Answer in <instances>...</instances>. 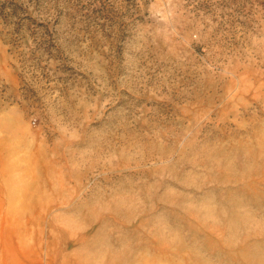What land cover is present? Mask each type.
Returning <instances> with one entry per match:
<instances>
[{
  "label": "rangeland",
  "instance_id": "1",
  "mask_svg": "<svg viewBox=\"0 0 264 264\" xmlns=\"http://www.w3.org/2000/svg\"><path fill=\"white\" fill-rule=\"evenodd\" d=\"M67 2L0 0V264H264V0Z\"/></svg>",
  "mask_w": 264,
  "mask_h": 264
},
{
  "label": "trees",
  "instance_id": "2",
  "mask_svg": "<svg viewBox=\"0 0 264 264\" xmlns=\"http://www.w3.org/2000/svg\"><path fill=\"white\" fill-rule=\"evenodd\" d=\"M119 1H122L125 4H128V6L134 10V12L136 13L135 19L141 20L143 18L142 12H143V5L145 4V0H119ZM103 2L104 3L102 5H96L93 3V1L89 0L88 5L91 8H87L86 5L81 2V0H68L67 3L69 5L72 4L68 8L69 10H71L72 6L75 5L76 6L75 9H79V10L88 9L91 12H96L100 15H105L106 12H110V9L114 7H113V4L111 3V0H106Z\"/></svg>",
  "mask_w": 264,
  "mask_h": 264
}]
</instances>
